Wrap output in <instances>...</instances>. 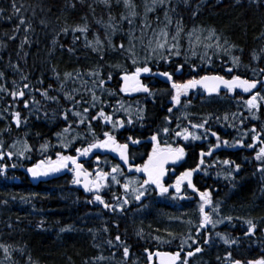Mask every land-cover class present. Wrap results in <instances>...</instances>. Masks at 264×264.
<instances>
[{"label": "trees", "instance_id": "16d2710c", "mask_svg": "<svg viewBox=\"0 0 264 264\" xmlns=\"http://www.w3.org/2000/svg\"><path fill=\"white\" fill-rule=\"evenodd\" d=\"M12 2L13 0H0V8L4 9V12L0 13V71L5 74V78L0 80V84L12 91L16 90L22 83H29L32 88L25 90L26 95L23 99L28 100L31 105L34 97L36 101H39L35 108H39L40 111H33L30 115V109L24 108L23 100L18 98L14 101L8 93L0 92V117H3L0 119V130L5 129L6 126H11L10 132L5 131L0 136V139L4 141V151H17L22 146L21 144L17 145V149H9L8 147L16 140H26L32 148L31 152L25 154L30 158H19L14 155L12 159L5 156L4 160L0 161V165L6 167H10L12 164L17 165L14 169H8L3 175H0V244L9 246V253L11 254V259H6L3 250L0 249V262L2 264H13V262L15 264H27L29 256H31L34 264H84V261H89L90 264H146L145 249L151 252L162 249L179 251L182 241H186L183 245V252H187L194 250L197 246V244L192 243V239L197 240L203 250L191 257L189 264H222V261L217 260V256L222 257L229 249H225L227 246L219 237H216V232L235 237L245 227L242 222L243 219H259L262 228L264 225L262 223L264 221V179L261 178V173L257 171L260 162H255L250 155H239L236 152L246 151L247 147L222 146L216 149V153H213L212 156H206L210 159L209 162L206 161L207 158L204 159L207 162L204 165L208 166L215 163V166L206 170L204 174L207 176L209 187L215 192L212 200L214 204L220 206V217L231 215L234 218H242L240 220L234 219L232 223L226 221L218 224L215 229L210 226L211 240L209 244H204L205 231H201L199 237L195 234L198 229L196 225L199 223L198 204L190 203L187 205L185 203L184 206L181 205L178 219H175L172 202H168L165 195L158 196L156 190H152L151 187L141 198V201L137 202L134 199V194L131 193V187H139V185H131L129 193L124 192L122 185L129 179L137 180L140 178L118 175L117 179L120 180V184H115L110 179L109 187L101 191L100 194L103 198L112 204L117 203V200L112 196L113 192L121 198V203L124 198H127L130 203L124 206L123 212H111L104 209L99 203H87V200L92 199V194L87 195L79 188L73 187L70 177L67 175L40 181L29 179L21 171L22 168L31 167L45 156L55 158L57 151H64L62 147H59L56 133L65 126V122L59 116L60 106L67 104L63 99L62 91L59 90L60 84L64 83L65 72H71L75 76V70L84 74L99 65L106 78V74L112 71L114 78L106 87L115 90L117 95L114 97L105 95L103 97L111 105L105 111L111 113L112 107H117L116 102L120 100L124 102L125 107L132 106V114L135 118L136 102L139 101L141 106L146 108L145 126L141 128L139 123H134L131 126L126 125L124 127L126 132L122 133H128L142 140L144 135L150 136L164 123L163 118L166 115H170L173 120V123L169 125L170 128L181 131L187 126L190 132L197 134H202L203 130L192 129L189 126V121L199 123L202 118L211 116L206 128L215 131L222 140H228L231 143L247 133L244 144L256 143L254 149L257 150L264 144L253 142L252 134L248 129L256 127L258 132L264 131V101L259 102L261 107L256 112L259 119L249 118L244 120L243 124H241V120L243 117H250V113L245 110L246 106L237 103V100L243 96L236 91L231 95L225 92L221 93V96L213 95L211 97L202 90L192 91L188 97H182V101L191 102L187 109L181 106L174 108L173 113L166 114L168 107H165V100L170 94L167 91L169 90L168 84L162 82L159 79L161 77L150 79V82L146 84L161 88L162 94H156L154 98L148 99H145L144 94L136 98L126 97L118 91V83L121 81L118 80L117 71L108 67L109 64H126L120 53L106 51L104 59L100 60L99 55L93 52L91 47L85 46V36L80 32L75 33V36L79 37L75 43H73L71 31L67 34L60 32L65 24L69 26L82 25L84 21L81 18L86 17L89 26L87 40L92 41L97 35L101 40H104L105 27L102 24L108 23L109 15L115 17V22L119 24L120 15L127 11L123 3L117 4L116 0H112V6L109 8L101 0H84L83 3H80L79 0H16L18 7L21 4L24 5L20 15L26 21H31L32 24V31L25 33L24 26H20L19 32L14 31L19 23V18L12 13ZM144 2L145 0H135V3L139 5L137 11L140 13L135 21L137 36L140 35L138 26L144 14ZM148 2L150 3L151 0ZM72 4H75V7H72ZM173 5L177 8L176 12L170 13L174 21L173 28L175 27V20L182 17L186 32L193 27L205 30L216 29L217 34L222 38L221 43H223V38H227L230 44H236L238 48L229 53H225L222 49L218 51L214 47L205 48V44L214 45L216 40L214 38L212 40L205 39L208 33L204 31L198 33L201 37V43L195 48L197 53L195 56H192L191 52L188 51L187 39L181 41V50L189 57L188 63H184V55H181L173 57L171 63L161 61L157 65L153 62L151 66L154 70L170 71L173 73L174 79L180 82L204 74H219L226 78L239 75L244 79L264 80V72L260 71V69H264V52H261V49H264V35H261L264 33V0L260 5L250 3V0H241L240 4H236L235 0H219V2L218 0H190L188 6L173 0ZM197 6H199L198 11ZM194 11L197 12L195 18L192 16ZM156 16H159L160 20L163 21V9L149 13V19L154 28L156 27ZM41 20L46 21V25L42 24ZM97 20L102 21V24L96 23ZM128 28L127 22H124L123 30L113 35V42L116 44L123 42L127 45ZM150 35V32L146 34L145 41ZM10 36H15V39H9ZM25 36H27L29 43L22 44ZM54 39L57 41L56 44H53ZM70 47L75 50L73 53L68 51ZM241 48L243 49L242 52L239 51ZM136 50L142 58L144 51L139 44ZM253 52L259 56V59H253ZM205 53L212 58L211 67L201 63V56H204ZM233 56L240 57V63L232 73H228L225 69L233 66ZM177 64L184 65L182 73L175 72ZM189 65H196L198 71H190ZM13 66L18 67L20 71H16ZM53 68L59 73L60 80L56 79ZM21 74L27 76L28 80L22 81ZM13 80L16 81V86L13 85ZM41 80L43 83H40ZM84 80L89 81L85 87L91 88V78L82 75L75 80H67L64 83L63 91L78 88L82 93L85 92V87L81 86ZM49 85H51L49 95L60 96V105L46 101L41 96L40 91L35 90L48 89ZM261 92L264 94V89H261ZM97 94L99 95V93ZM79 98L77 97V99ZM84 98L89 99L90 97L85 94ZM161 102L162 105H160ZM15 111L21 113L22 119L27 117V125H22L19 129L16 128L15 124L12 123L11 116V113ZM45 111L49 114L47 117L44 115ZM53 112L57 113L55 117L52 116ZM241 112L243 117L239 115ZM233 113L237 115L234 117ZM91 114L90 112L89 115ZM185 114H188L187 120L184 119ZM225 115L228 116L227 120L224 119ZM114 118L126 120L127 116L121 109ZM72 119L74 118L70 116V120ZM177 121L181 124V129H176ZM92 123L97 138L102 139L103 132L111 130V125H106L99 120ZM25 132L29 134L25 136ZM77 133L82 136L86 135L85 126L80 125L79 128H75L71 136L74 137ZM116 133L119 134L120 132ZM160 138L164 139L163 136ZM92 139L91 135H87L86 139H77L66 154L73 155L75 147L87 146V143ZM168 139L174 145L177 142L178 145H183L187 150L196 151H207L208 146L215 143V137H212L210 133L207 134V139L197 141L189 140L186 142L182 138L173 137L172 133H169ZM260 140H264V136H261ZM45 141H49L55 147H50L47 152L42 154L40 145ZM193 157L190 154L189 160H192ZM224 159L240 165V171L233 173L234 180L224 179V175L229 169L223 164L216 163L217 160L222 161ZM254 185L257 186L256 189H254ZM256 190L261 194V199L254 196ZM226 191L230 193L227 196H225ZM220 217H217L215 213L212 215L213 219ZM41 221L44 222L42 228L38 227ZM66 226H71L73 230L60 232V229ZM104 227H108V233L103 231ZM168 233H172L175 238L169 236ZM117 234L129 246L130 255L127 260L122 255V248H112L106 243L108 239H112L115 243ZM189 235L192 239L188 238ZM156 237L160 239L157 240ZM261 239L264 238L257 236L243 239L247 243L244 259L257 258L261 255L260 244L258 243ZM189 245H191V249H189ZM17 249H23V254ZM232 249L236 251L240 248L232 246ZM99 256H103L105 259H96Z\"/></svg>", "mask_w": 264, "mask_h": 264}, {"label": "snow or ice", "instance_id": "6c2138e0", "mask_svg": "<svg viewBox=\"0 0 264 264\" xmlns=\"http://www.w3.org/2000/svg\"><path fill=\"white\" fill-rule=\"evenodd\" d=\"M80 3H83L84 0H79ZM101 2L106 6L111 8L112 0H101ZM178 3H183L185 6H188L190 0H177ZM219 2V0H218ZM117 4L123 3L124 8L127 10L126 12L120 15V23L117 24L115 22V17L109 15V21L106 25L102 24V21L97 20L96 23L102 24L105 27V37L104 40H101L97 35L94 40H87V32L89 30V26L87 24V18L82 17L81 19L84 21L82 25L69 26L65 24L60 32L62 34H67L69 31L73 33V43L79 39V37L75 36L76 32H80L85 36V46L91 47L93 52H96L99 55L100 60L104 59V53L106 51H113L120 53L121 56L124 57L126 64H109V68H113L117 71L118 80L122 81V83H118V91L119 93H123L125 95H132L134 93H142L145 95V99L154 98L156 96V92L152 90L149 84H146L141 79L142 77L151 78V77H163L170 84V89L167 90L170 94L171 98V106L167 108V112L169 114L173 113L174 108L183 107L187 109L190 106V101L184 100L182 101V97H188L190 92L196 90L197 88L202 89L204 93H206L209 97L221 96V90H225L226 94H234L236 89H240L243 93L251 94L249 98L245 99L240 97L237 100L238 104H242L245 107V110L250 113V117H243V113H239L243 119L241 120V124H243L246 119H259L256 115V112L260 110L261 104L259 102L264 101V94H262L261 89H264V80H249L241 78L239 75H232L231 78H226L223 75L219 74H204L198 77L193 76L183 82L177 81L174 79L173 73L167 70H154L151 66L153 62L157 65L161 61L164 63H171L173 57H179L184 55V63H188L189 57L182 52V44L181 41L185 38L187 39V43L189 45L188 51L191 52L192 56L197 55L195 48L200 45L201 37L198 33H203L207 31V36L205 39L212 40L213 38L216 40V43L213 44H205V48H216L218 51L223 50L225 53L231 52L233 49H237L238 46L236 44H230L227 38H223V43H221V36L217 34L216 29H203L193 27L189 31H185V25L182 17H178L175 20V27L173 28V17L170 15L172 12H176L177 8L173 5V0H151L149 3L148 0H145L143 8L144 14L141 17V23L139 24L140 35H136V25L135 21L140 13L137 11L139 5L135 3V0H116ZM236 4H240L241 0H235ZM250 3H255L260 5L262 0H250ZM75 7V4L71 5ZM24 7L21 4L19 7L17 6L16 0H13L11 4V10L14 15L19 18V23L17 27L14 29L15 32L20 31V26H24L25 33L32 31L31 21H26V19L20 15L21 9ZM199 6H197L198 11ZM158 9H163V21L160 20L159 16H156L155 23L156 27H153L152 22L149 19V13H155ZM4 9L0 8V13H3ZM35 15V13H33ZM197 12L194 11L192 13L193 18H195ZM124 22H127L129 28L127 31L128 41L127 45L123 42L116 44L113 42V35H115L118 31H122V25ZM42 24L46 25V21L41 20ZM110 30V31H109ZM150 32L151 35L148 36L145 41L146 34ZM261 35H264L262 33ZM9 39H15V36H10ZM105 41L107 44L105 45ZM29 43L27 36H25L22 44ZM57 41L54 39L53 44H56ZM139 44L140 48L144 51V56L141 58L139 53L137 52V45ZM61 47H63L61 45ZM68 51L73 53L75 50L73 48H69ZM239 51H243V49H239ZM261 52H264V49H261ZM253 59H259V56L253 52ZM211 56H208L207 53L204 56H201V63L211 67ZM240 63V57L233 56L232 57V67H227L225 69L226 72L232 73L234 68L238 67ZM16 71H20V69L16 66ZM183 64H177L175 68V72L182 73ZM190 71L197 72L198 67L196 65H189ZM255 72V70H253ZM261 72H264V69H260ZM53 72L55 73L56 79L60 80L61 77L59 73L56 72V69L53 68ZM82 75H86L91 78V88L85 87L88 85L89 81L84 80L82 83V87H85V92H81L78 88H73L70 91L64 90V83L69 79H77ZM5 78L4 72L0 71V80ZM114 78L113 72L109 71L105 74L102 71V68L98 65L95 69H90L87 73L82 74L79 70H75V76L71 72L64 73V83H61L59 86V90L62 91L63 99L67 102L66 105L60 106L59 116L65 122V126L62 128L60 132L56 133L57 140L59 142V147L64 149L63 152L57 151L55 153V159L51 156H45L43 159L35 162L31 167L27 168L28 174L33 179H38L41 177H48L50 175L60 173L63 170H68L73 173L72 183L74 185L82 186L84 191L92 194V199L87 200V203H99L103 206L104 209L116 212H123L125 210L124 206L128 205L130 201L127 198H124L121 203V198L116 196L113 192L112 196L117 200L116 204H112L107 202L103 196L100 194L101 191L109 187V177H111V182L115 184H120V180L117 179V176H124V169L120 164H115L111 168V172H105L102 169L96 170L95 174L90 172L87 168H85L81 157H88L93 150H105L114 152L119 156V159L123 161L124 165H128V172L142 173L144 179L140 180H132L129 179L126 183L122 185L124 192L129 193L131 185H139V187H131V193L134 194L135 201H141V198L150 190H158L161 196L169 193V188H174L176 194L182 193V185L185 183L187 187L190 188L193 192L198 193L200 203L198 206V212L200 215L199 223L196 225L198 229H207L208 225H211L213 229L216 228L218 224L232 223L234 219L240 220L241 217H233L231 215L220 217V206L219 204H214L212 200L211 193L209 191H200L192 182V176L194 172H199L201 170V166L205 164L204 157L212 156L214 151L220 147H248L255 148L256 143H249L247 145L244 144V138L247 136V133H244L240 139L234 140L231 143L228 140H222L219 135L215 131H212L210 128H206V125L209 124V120L211 116L202 118L201 122L193 123L189 121V126L192 129L203 130L202 134H197L195 132H190L189 128L186 126L181 131H176L169 127L173 123V120L170 115L164 116V123L158 127L156 131H154L148 139L151 141V152L146 154V160L141 163L135 165L133 168L130 165L129 158V145H139L142 143V140L134 137L133 135H129L126 138V142L121 143L117 140L115 135L120 129L124 128L126 125L131 126L134 123H139V126L143 128L145 126L144 121L146 120V108L141 106L140 102H136V111L135 118H133L132 114V106L129 105L125 107L123 101L118 100L117 107H112L111 113L105 111L106 108L111 107L103 97L107 95L108 97H114L117 95L115 90L107 88L106 85L109 84ZM21 80L27 81L28 77L21 74ZM13 85L16 86V81H12ZM40 83H43L41 80ZM258 85L260 86L258 88ZM32 86L29 83H22V85L18 86L16 90L9 91L6 87L0 84V92H6L12 96L13 100L16 101L23 100L24 108L30 109V115L32 112H39V108H35L36 104H39V101H36L35 98H32V103L30 105L28 100H24L23 98L26 95L25 90L31 89ZM36 91H40L41 96L51 103L60 105V96L57 95H49V91L51 90V85H49L48 89H35ZM255 90V91H253ZM99 93V95L97 94ZM85 94L89 95V99H85ZM77 97H80L77 99ZM153 102H155L153 100ZM99 105V107H97ZM123 109L124 114L127 116V119H117V113ZM95 110V111H93ZM92 113L89 115V113ZM45 117L49 114L45 111ZM57 115L56 112L52 113V116L55 117ZM237 114L233 113L235 117ZM12 123L15 124L16 128H21L22 125H27V117L21 118V113L19 111H15L11 113ZM70 116L74 119L70 120ZM39 118V117H37ZM3 119V117H0ZM184 119H188V114L184 115ZM217 119H220L217 117ZM225 120L228 119V116L225 115ZM99 120L106 125H111V130H105L103 132V138H97L95 129L93 127V121ZM79 128L80 125H84L86 129V135L82 136L77 133L76 136L72 137L71 133L75 131V128ZM232 126V125H230ZM176 129H181V124L179 121L176 122ZM5 131L10 132L11 126H6L5 129L0 130V136L3 135ZM248 131L252 134L251 139L253 142H259L264 144V140H260L261 136H264V131L258 132L256 127H251ZM169 133H172L173 137L182 138L184 141H197L201 139H207V134L210 133L212 137H215V143L208 146V150H201L199 153L200 160L195 168L185 170L181 172L179 175L175 177V183L171 185H166L164 182V177L170 172L174 171L167 167L169 164L175 165L179 161H181L185 156V148L182 146H174V143L169 142ZM29 133L25 132L24 135L27 136ZM87 135L92 136V140L87 143L86 147H75L73 149L74 155L66 154L68 149L72 147L77 139H86ZM163 136L164 139L160 137ZM21 144L22 146L15 152L9 150L7 152L4 151V141L0 139V161L4 160L5 156L8 159H12L14 155L19 158H30L25 154L32 151L31 146L27 143L26 140L20 141L16 140L11 145H9V149H17V145ZM50 147H55V145H51L49 141H45L40 145L41 153H45L48 151ZM254 159L260 162V166L257 168V171L261 173V178L264 179V146L259 147ZM96 165L100 164V157L97 156L95 158ZM216 163L223 164L229 170L225 173L224 179H235L233 173L240 171V165L235 164L234 161H230L228 159H224L222 161L217 160ZM17 165L12 164L11 167L15 168ZM209 167H214L215 163H211L208 165ZM6 172V166L0 165V175H3ZM187 199L189 197L181 194L179 196H173V199ZM6 203V201H5ZM206 207L211 208V212L215 213L219 219H213L212 215L206 212ZM243 224L246 225L245 230L243 231L242 236H231L230 234H222L221 232H216V237L223 242L229 249L232 246L239 247L242 239L254 238L256 237L258 224L254 222L253 219H243ZM43 221L40 222L38 227L43 226ZM189 223H192L189 221ZM235 226V225H233ZM11 227V225H9ZM118 227V225H117ZM71 226L62 227L60 232L72 231ZM89 231H92L89 229ZM103 231L105 233L109 232L108 227H104ZM169 236L174 235L172 233H168ZM196 236H200V232L196 233ZM192 239L191 235L188 237ZM159 240V237H156ZM211 240V236L206 233L204 238V243L209 244ZM106 243L109 247L122 248V255L127 260L130 255L129 246L125 241H122L121 236L117 234L115 236V243L112 239H108ZM186 241H182L180 250L175 253L166 252V251H156L151 252L148 249H145L147 253L146 259L149 264H154L153 257H156L158 260V264H189V258L193 257L197 253H200L203 249L199 246L198 241L192 239L193 244H197L194 250H189L182 257L181 252L183 251V245ZM260 244V253L257 258H250L246 261L241 259H234L232 251H227L223 257L217 256V260L222 261V264H264V239L258 241ZM96 246V245H94ZM191 249V245L188 246ZM0 249L3 250L5 258L11 259V254L9 253V246L0 244ZM23 254V249H17ZM115 255V253H113ZM96 259L104 260L105 257L99 256ZM2 264V262H0ZM15 264V262H13ZM27 264H34L31 256L28 257ZM84 264H90L89 261H84Z\"/></svg>", "mask_w": 264, "mask_h": 264}, {"label": "flooded vegetation", "instance_id": "af4514ba", "mask_svg": "<svg viewBox=\"0 0 264 264\" xmlns=\"http://www.w3.org/2000/svg\"><path fill=\"white\" fill-rule=\"evenodd\" d=\"M153 78H157V77L143 78L142 80H143L144 83H147V82L149 83L150 82V79H153ZM159 79L162 81L161 78H159ZM162 82H164V81H162ZM149 86L152 88V90L155 89V86H153L152 84H150ZM168 87L170 89V86L169 85H168ZM141 95H143V94L142 93H134L132 95H125V96L126 97L136 98V97H139ZM165 103H166L165 107H170L171 106V98H170V96L166 98ZM160 105H162V102L160 103ZM166 114H169L167 112V110H166ZM119 132H120L119 134L118 133H115V135L117 137V140L119 142H121V143L126 142V138H127V136H129V134L128 133H122V132H126V129L125 128H122V129L119 130ZM148 137H149L148 135H144L143 140L141 138H139V139L142 140V143L139 144V145H131V144L129 145L130 165L133 168L135 167V165L143 163L146 160V158H147L146 157V154L151 152V141L148 139ZM174 146H182L183 147V145H180V144L178 145L177 142H175V145ZM82 147H86V146H82ZM245 150L246 151H236V152H238L239 155L240 154H247V155H250L251 157L254 158L255 155H256V153H257V151H258V149L256 150L254 148H248V147ZM194 152H196V153H194ZM200 152L201 151L187 150V149H185V156H184V158L181 161H179L175 165L169 164L167 167H169L171 169H174V171H170L164 177V182L166 183V185L174 184L175 183V177L177 175H179L181 172H183L185 170H189V169L195 168L197 166V164L199 163V160H200V156H199V153ZM215 153H216V151H214V154ZM74 154L75 153H73V155ZM190 154L192 156H194L192 160H189ZM97 156L100 157V164L99 165H96V163H95V158ZM206 158L207 157H204V159H206ZM53 159H55V158H53ZM81 160L83 161L85 168H87L90 172H93V175L95 174V171L96 170H99V169H102L105 172H111V168H112L113 165L120 164L122 166V168L124 169V172H125L124 177L125 176H134L136 178H140L141 180L144 179V176H143L142 173H135L134 171L133 172H128L127 171L128 165H124L123 164V161H121L119 159V156L116 153H114V152L105 151V150H93V152L90 153V155L88 157H81ZM206 161L209 162L210 159L207 158ZM206 161H205V163H207ZM255 162H257V161L255 160ZM23 169H25V171H23ZM208 169H212V167H209L207 165H202L201 166V170L199 172H194L193 173L192 182L196 186V188H198L200 191H209L211 193V196L213 197V193H215V192L209 187V185H208L209 182L207 181V176L204 174V172L206 170H208ZM21 171L25 175H27L29 177V179H31L33 181H40V180L52 179L50 177H41V178H38V179H33V178H31L29 176L26 168H22ZM63 172H64L63 176H65V175L69 176L70 177V180H71V185L73 187H76L72 183L73 173L70 172V171H68V170H63ZM110 179H111V177H109L108 183L110 182ZM76 188H79L80 191H82L83 193H85L87 195L91 194V193L85 192L84 189H82L80 187H76ZM156 193H157L158 196L160 195L159 192H158V190H156ZM255 193L257 195V198H260V195L261 194H259V191L256 190ZM181 194H183V195H185V196H187L189 198H187V199H179V198L173 199V196L174 195L175 196H179ZM181 194H176L175 193V189L174 188H171V187L169 188V193L168 194H165L166 198L168 199V202H170V201L172 202V210H173V215H174V218L175 219H178L179 209H180L181 205L184 206L185 203L187 205L190 204V203H193V204L196 203V204L199 205V203H200V199H199L198 193L193 192L190 188H188L186 183L184 185H182V193ZM194 201H196V202H194ZM168 202L166 203L167 205H168ZM205 210H206V212H208L211 215H213V213L211 212V208L210 207H206ZM198 215H199V212H198ZM199 219H200V215H199ZM254 222H256L258 224L256 237L257 236H262L264 238V225H262V228L260 227V221H259V219L254 220ZM262 223H264V221H262ZM210 226L211 225H208L206 230H204V229H197L196 232H195V234L198 231L199 232L205 231V236H206V233L211 236ZM245 228H246V225H245L244 229H241V232L239 234H236V236H242L243 231L245 230ZM239 248L240 249L239 250H236V251L233 250L232 248L229 249L228 247H226L225 249H229L227 251H232V253L234 255L233 258H235V259H241V260L246 261L247 259L253 258V257H250V258L244 259L245 258V253L244 252H245V248H247V243H245L243 241V239H242V242L240 243ZM160 251H166V250H163L162 249ZM176 251L177 250H175V251H166V252L175 253ZM226 252H225V254H226ZM185 253L186 252H183V251L181 252L182 257L185 255ZM146 256H147V253H146ZM146 261H147V259H146ZM146 264H149V262L147 261ZM154 264H156L155 261H154Z\"/></svg>", "mask_w": 264, "mask_h": 264}, {"label": "water", "instance_id": "95a60500", "mask_svg": "<svg viewBox=\"0 0 264 264\" xmlns=\"http://www.w3.org/2000/svg\"><path fill=\"white\" fill-rule=\"evenodd\" d=\"M164 80L166 81V79L164 78ZM197 89H199V88H197ZM237 91H238V93L240 94V95H242V96H249V95H251V94H247V93H243L240 89H236ZM253 91H255V90H253ZM222 92H225V90H221V93ZM8 169H13V167H6V171L8 170ZM23 171H24V169H23ZM63 171H61L60 173H56V174H53V175H50V176H48V177H51V178H55V177H60V176H63ZM30 176V175H29ZM31 177V176H30ZM32 178V177H31ZM76 187H80V188H82L83 189V187L82 186H78V185H75ZM156 252V251H155ZM154 253V252H153ZM153 260L155 261V263L156 264H158V260H157V258L156 257H153Z\"/></svg>", "mask_w": 264, "mask_h": 264}, {"label": "bare ground", "instance_id": "6f19581e", "mask_svg": "<svg viewBox=\"0 0 264 264\" xmlns=\"http://www.w3.org/2000/svg\"><path fill=\"white\" fill-rule=\"evenodd\" d=\"M154 91H155L157 94H162V93H163V91H162L161 88H155ZM249 172H250V169H249ZM249 176L251 177V175H249ZM253 177H254V175H253ZM256 187H257V186L254 185V189H256ZM228 194H230V193H229L228 191H226L225 196H227ZM254 196L257 197L256 194H254ZM262 198H263V197H262ZM260 199H261V198H260ZM263 199H264V198H263Z\"/></svg>", "mask_w": 264, "mask_h": 264}]
</instances>
